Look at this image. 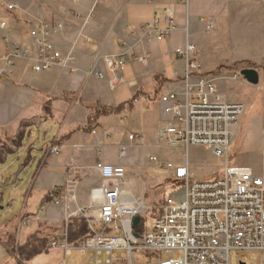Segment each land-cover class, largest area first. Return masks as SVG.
I'll list each match as a JSON object with an SVG mask.
<instances>
[{"label": "crops", "instance_id": "obj_1", "mask_svg": "<svg viewBox=\"0 0 264 264\" xmlns=\"http://www.w3.org/2000/svg\"><path fill=\"white\" fill-rule=\"evenodd\" d=\"M1 1L9 15L17 17L19 30H14L8 19H0L9 23L17 42L27 45L29 31L39 22L62 24V29L53 34L52 44L59 52L75 58L70 66L40 74L34 73L27 63L9 68L0 61V87L6 89L9 99L23 104L32 116L42 105L46 116L51 118L41 115L38 126L43 119L52 122L59 128L52 145L63 140L56 146L58 154H48L51 145L44 159L45 163L55 159L53 171L62 174V178L54 173L53 179L48 180L50 188H40L41 201L49 192L65 187L67 170L75 168L81 170L83 176L95 177V186L84 183L80 200L86 207L96 200L99 208L100 179L96 166L109 162L103 154L106 149L119 150V165L125 167L128 174L143 172L135 168L138 161L133 154L128 155L134 148L129 138L140 136L146 142L149 133L154 134L157 141L159 129L171 118L166 115V109L175 102L185 103L186 61L177 55V50L188 44L195 47L201 64L198 77L209 76L216 84L225 78L221 68L237 71L241 66L239 71L249 68L258 71L257 85L264 82V0ZM170 7L174 29L164 13ZM155 13L161 15L159 24L148 32L145 27L154 24ZM5 52L0 32V57ZM121 54L128 58L123 72L124 84L112 88L110 81L115 75L107 69L106 59ZM100 74L105 78L100 79ZM198 77H192L189 82L196 84ZM218 95L228 102L219 90ZM171 96L176 99L171 100ZM103 109L110 113L98 116L93 132L81 130L89 125L95 111ZM123 131L127 133L126 138ZM157 147L160 148L159 144ZM127 177L124 185L129 188L122 186V189L137 200L157 207L168 198L157 201L147 198L153 184L161 185L158 180L141 184L133 176ZM165 179L173 181L170 177ZM61 213L65 215L62 209Z\"/></svg>", "mask_w": 264, "mask_h": 264}, {"label": "built area", "instance_id": "obj_2", "mask_svg": "<svg viewBox=\"0 0 264 264\" xmlns=\"http://www.w3.org/2000/svg\"><path fill=\"white\" fill-rule=\"evenodd\" d=\"M164 13L174 29L172 7ZM160 18V13H155L154 24L147 25L146 30L154 31ZM60 29L62 24L39 22L29 31L30 42L23 45L12 36L9 23L0 20L6 50L0 61L9 68L27 63L37 74L74 64L73 56L64 55L52 44L53 34ZM195 50L190 44L177 50V55L186 61V101L175 102L166 109L171 118L159 129L157 141L159 147L180 151L192 145L207 148L215 158H225L223 173L200 181L193 179L188 160L180 164L161 162L160 166L173 173L174 181L183 185V190L180 197L176 192L153 207L123 191L128 175L125 167L99 163L97 214L91 217L86 215L87 209L80 210L87 220L89 236L77 245L54 237L50 249L63 253L58 264H67L66 256L74 250L92 264H103L98 258L104 253L110 256L106 264H116L117 250L125 251V262L150 254L156 264H230L231 253L243 251L264 257V129L261 173L251 166L230 165V148L247 109L243 104L222 101L215 82L209 76L198 77L201 64ZM127 64L126 54L106 59L107 69L115 75L110 81L112 88L124 84ZM194 76L198 77L196 84L189 82ZM99 77L103 79L105 75ZM170 99L174 101L176 96ZM129 139L138 145L144 143L140 136ZM58 152V147H51L48 154ZM150 161L156 163L159 159L152 156ZM63 193L57 195L54 190L47 195V202L59 205ZM136 217L141 221L134 227ZM95 224L102 229L96 230ZM169 255L175 257L167 258Z\"/></svg>", "mask_w": 264, "mask_h": 264}, {"label": "rangeland", "instance_id": "obj_3", "mask_svg": "<svg viewBox=\"0 0 264 264\" xmlns=\"http://www.w3.org/2000/svg\"><path fill=\"white\" fill-rule=\"evenodd\" d=\"M7 9L0 0V19H8L13 23L14 30H19L20 26L16 23L17 17L15 14L9 15ZM240 68L241 66L237 71L236 69L234 71L222 69V76L225 78L216 82L219 93L226 96L228 103L243 104L247 109L240 126L236 129V136L230 148V165L251 166L259 174L262 171L264 82L261 83L262 87L248 83L241 76ZM235 75L239 77L233 78ZM7 93L6 89L1 86L0 153L6 160L0 164V207L3 208L0 210V264H56L61 260L60 255L63 253L50 249L51 239L65 238L69 242L70 233H78L84 225L83 220H86L80 210L87 209L86 215L91 217L97 214V201H93L91 206L86 207L80 200L84 183L95 186V177L92 174L83 176L80 173L81 170L69 168L66 186L61 187L64 189L62 203L52 205L47 202V195L54 190L41 201V189L50 188L48 180L53 179L55 173L52 168L55 159L51 158L47 161L48 163H45L44 159L59 128L52 122H45V119L38 126L42 119L41 115H45L44 118L47 119L51 118L50 115L46 116L47 112L41 107L42 105L35 109L36 115L32 116L23 104L10 100ZM94 124L90 125L89 122V125L82 127L81 130L91 133ZM123 137H127L124 131ZM145 138L146 142L142 145L132 142L134 148L128 153V155L133 154L137 159L138 162L135 164L137 171L143 170V172L139 175L129 173L128 177L133 176L141 184H149L155 179L161 182L160 186L155 183L149 188L147 198L150 200H163L176 192L178 197L182 195L183 185L173 183L171 180H163L166 177L174 180V176L173 173L170 174L171 171L160 166L161 162L180 164L188 160L193 179L200 181L216 178L223 173L225 158H215L207 148L193 145L182 151L167 146L158 148L159 143L154 134L147 133ZM60 141H63L62 138L52 146L56 147L61 144ZM4 147L7 148V152L11 150L13 153L8 156ZM103 154L109 161L104 164L119 165V150L110 148L103 150ZM153 155L159 159V162L150 161ZM55 175L62 178V174L55 173ZM7 180L11 182L6 185ZM123 186L126 189L129 188V185ZM36 206L34 211L29 210L30 207ZM61 209L65 215H62ZM94 226L98 231L102 229L98 224ZM85 237H80L77 243H81ZM44 241L48 243L45 246ZM40 252L42 253L40 257L33 255ZM45 253H50L51 256L46 257ZM91 255L92 253L89 256ZM114 256L116 264H156L154 257L150 254L136 256L133 262L124 261L125 251L117 250ZM174 257L175 255L167 256V258ZM98 259L106 264L110 256L104 253ZM66 262L67 264H92L90 259H86L75 250L66 256ZM241 263L264 264V257L262 254L244 251L232 252L230 264Z\"/></svg>", "mask_w": 264, "mask_h": 264}, {"label": "trees", "instance_id": "obj_4", "mask_svg": "<svg viewBox=\"0 0 264 264\" xmlns=\"http://www.w3.org/2000/svg\"><path fill=\"white\" fill-rule=\"evenodd\" d=\"M221 70H222V68H221ZM106 113L108 114V113H110V111L107 110V109H103L101 111L100 110L95 111L94 116H92V118L90 120V125L95 123V121L98 118V116H101V115L106 114ZM59 145H61V144H59ZM4 149H5L6 153H8V156L13 153V151H11V150L9 152H7V148L6 147H4ZM5 160L6 159L3 158L1 153H0V164L4 163ZM10 182H11L10 180H7L6 181V185L9 184ZM173 183H176V182L173 180ZM63 191H64V189H61V190H58L57 188L55 189V192L57 193V195H60ZM83 223H84V225H83V227L81 228V230L78 233H73V232L70 233L69 243L71 245H77L78 244L77 242H78L80 237L83 238V236H86L85 238H87L89 236V230H88V225L86 223V220H83ZM52 239H51V241H52ZM51 241H50V243H51ZM46 243H47V241H44V246L46 245ZM33 255H37V257H40V256H42V253L41 252L40 253H35Z\"/></svg>", "mask_w": 264, "mask_h": 264}, {"label": "water", "instance_id": "obj_5", "mask_svg": "<svg viewBox=\"0 0 264 264\" xmlns=\"http://www.w3.org/2000/svg\"><path fill=\"white\" fill-rule=\"evenodd\" d=\"M241 76L250 84L252 85H257L259 83V74H258V71L255 70V69H243L241 71ZM3 209L0 207V210ZM141 219L140 217H136L134 219V227H137L140 223ZM138 236V235H136ZM243 264V263H241Z\"/></svg>", "mask_w": 264, "mask_h": 264}]
</instances>
